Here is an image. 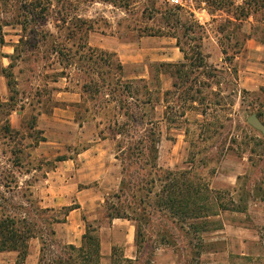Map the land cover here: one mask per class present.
Listing matches in <instances>:
<instances>
[{
  "label": "rangeland",
  "instance_id": "1",
  "mask_svg": "<svg viewBox=\"0 0 264 264\" xmlns=\"http://www.w3.org/2000/svg\"><path fill=\"white\" fill-rule=\"evenodd\" d=\"M231 1L223 0L220 5L219 0H130L128 7H120L103 0H71L68 5L53 0L46 20L32 21L27 31L18 22L25 19L19 16L20 7L29 2L0 1L5 4L0 19L8 24L3 28L4 41H0V104H4L0 106V191L14 205L12 212H18L15 207L19 205L30 211L54 208L56 212L45 216L56 213L64 218L63 207L80 206L69 213L66 222L52 225L56 236L31 240L26 264H39L43 254L49 259L59 255L62 245L80 246L87 223L98 229L101 264H110L114 246L122 247L127 257H135L138 229L142 261L150 260V264H264V244L259 240L249 245L251 255L242 256L236 245L227 262L209 260L208 253L226 249L215 239L222 235L216 233L219 229L213 230L216 224L196 234L188 223L182 225L159 206L164 184L172 182L167 177L174 178L169 172L177 173L179 182L206 185L208 205L215 203L212 192L218 191L225 202L234 199L239 204L241 197L249 207L257 201L252 191L264 190V134L248 122L255 114L264 124V88L244 85L246 75L237 59L248 37L264 40V11L234 25L228 22L234 10H228ZM175 6L181 10H172ZM166 10L174 14L167 21ZM190 25L192 32L186 29ZM87 28L91 31L85 35ZM87 41L116 53L110 58L111 68L98 59L79 61L77 56L75 64L65 68L55 43L75 52ZM197 47L202 56L196 54ZM118 59L124 64L125 80L133 82V89H141V100L148 90L149 104L137 107L134 99L110 91L118 75L112 64L115 67ZM99 65L102 71L110 70L103 76L112 84L105 93L96 95L90 90L83 102L80 95L81 105L67 101L63 92L80 93L89 79L101 82ZM63 71L68 79L61 76ZM86 108L99 111L98 120L105 122L100 128L98 121L83 122ZM58 109L75 112L76 122L83 127L68 122L69 112L60 116L64 121L50 123ZM124 113L134 116L125 129L134 134L135 143L140 140L131 162L125 154L130 137L113 135V120L124 124ZM6 120L13 137L6 136L2 128ZM149 128L161 133L156 161L144 140ZM103 141L107 143L97 147ZM93 148L90 155L80 157L85 149ZM63 156L68 160L58 173L61 161L57 159ZM82 161L88 164L82 166ZM51 171L56 173L48 182ZM50 185L52 190L47 191ZM46 195L49 205L43 202ZM111 210L131 219H112ZM252 214L259 221L264 216ZM233 216L225 211L208 221L221 222L223 227ZM241 218L234 220L246 225L253 222L245 215ZM258 233L264 239V226ZM16 258V252H4L0 264H16Z\"/></svg>",
  "mask_w": 264,
  "mask_h": 264
},
{
  "label": "trees",
  "instance_id": "2",
  "mask_svg": "<svg viewBox=\"0 0 264 264\" xmlns=\"http://www.w3.org/2000/svg\"><path fill=\"white\" fill-rule=\"evenodd\" d=\"M7 2V0H0ZM28 1V5L21 6L20 9L23 11L20 15L25 17L20 22H18L21 26L23 31H27L29 29V25H31L32 21L36 24H40L46 20V17L51 10L53 5V0H25ZM61 1V0H59ZM63 3L68 5L71 0H62ZM105 2L112 3L114 5H120V7H128L130 5V0H103ZM223 0H219L218 4H223ZM217 4V5H218ZM5 5V4H1ZM0 5V11L2 12ZM229 5L228 10L230 11V7H233L234 10L232 11L233 14L230 16L228 22H231L234 25H241L245 20H248L251 16L257 15L258 13L264 11V0H242L241 3H237L236 0H232ZM219 9H222V6H218ZM63 8V7H62ZM181 10L180 6H175L172 10ZM226 9V8H225ZM61 12V10H60ZM172 11L166 10L164 15L166 16V21L174 16L171 13ZM30 19V20H29ZM167 23V22H166ZM238 23V24H236ZM199 27L202 29L203 26L199 24ZM6 22L0 19V41L3 43V28L6 26ZM187 31L192 32L193 26L190 25L186 28ZM91 31V29L87 28L85 31V35ZM150 36H161L165 35L164 33H150L147 34ZM199 39L203 40V37ZM55 52L59 55V60L66 64L65 68L67 69L69 66H73L75 64L74 60L76 56L78 60H83L87 58L88 61H94L98 59L101 62V65H107L111 68L110 58L112 56H116V53L109 52L103 50L101 48L93 47L89 44V42H83L75 52H73L70 48L66 46H58V43H55ZM178 46L180 47L181 51L184 53V56L187 58V54L182 48L181 44L178 42ZM241 48H237V52L240 51ZM66 50V51H65ZM198 52L196 54L198 56H202L201 52L199 51L200 48L197 47ZM80 51H87L86 53L79 55ZM223 53H226L225 50ZM95 55H97L96 58ZM113 68L117 73V78L115 82V86L113 89H110L112 93L120 91L122 96H126V98H131L135 100L136 106L139 107L141 104H149L151 99L148 97L149 92H145L144 99H140L141 89L136 88L133 89L132 83L125 80L124 75V65L120 59L117 60L115 67L114 64ZM102 66L99 65L97 67V74L101 79V82H95L93 79H89L82 84L80 89V93L82 95V102H83V95L87 94V92L94 91L96 95L105 93V90L111 86V82L107 83L106 77H103L105 73H110L102 71ZM81 71H83L84 67H78ZM66 72H61L62 77H67ZM86 73V71H84ZM176 86V84H174ZM144 89L146 85L142 86ZM104 90V91H103ZM110 95H113V94ZM96 98V97H95ZM93 97V99H95ZM116 100L115 97H113ZM85 101V99H84ZM121 101V107L124 108V100ZM126 102V101H125ZM109 101H106L108 104ZM81 105V102L78 103ZM0 106H4L3 103ZM86 116L83 119L84 121L95 120L98 121V128L104 122V120L99 119V111H93L89 108L85 109ZM122 113V112H121ZM124 116L127 118V122L124 124H119L117 120H113L115 122L116 130L113 131V135L116 137L117 135H128L130 137L129 145L125 148L126 160L132 161L133 157L136 155V151L139 148L136 146L140 142L138 139V143H135V136L131 134V130H126L125 127L128 125V121L134 118L132 113H124ZM110 125L112 121L109 122ZM152 123V122H150ZM6 136L13 137V128L9 120H6L4 126L2 127ZM103 131L100 130L99 134L101 135ZM161 133L155 132L153 128L146 129L144 140L149 142L150 147L148 149L150 152L154 153L153 160L156 161L157 159V144L160 142ZM143 140V139H141ZM42 141H46L43 139ZM139 155H143L142 151H138ZM68 160L67 157H59L57 161H66ZM19 165V161L15 162V166ZM156 164H154V168H156ZM181 174V173H180ZM174 175V178L171 179L167 177V181H172L169 184H164L163 189L161 190V201H159V206L161 210L169 211L171 216L177 219L180 223L187 224L193 230V232L201 233L207 231V226L209 224H216L213 230L221 229L222 223L215 222V221H208L211 217L219 216L221 212L225 211H232V212H245L248 208V202H243L246 199H242L240 197V203L236 204L234 199L229 200V202H225L223 200V196L220 192H212L214 193V200L215 203L212 205H208L206 201L209 199L207 196V192L210 189L205 185H195L191 182H179L180 177L178 178L177 173L169 172L168 176ZM183 176V174H181ZM240 178V177H239ZM264 186V184H263ZM7 187V186H6ZM257 191V192H256ZM253 190L252 193L255 195L256 199H261L264 201V190L263 188L258 187L257 189ZM253 195V196H254ZM14 205L11 204L10 200L5 196V194L0 191V254L4 252H16V264H26L27 258L29 256V249L31 240L34 238L40 237L43 240V236H56L55 230L52 228L54 223H63L66 222V218L69 213L77 208H80L79 205L77 206H69L63 207L61 210L64 211V218H59L56 213L52 216L47 217L45 216L47 212L53 211L56 212L54 208H35L34 210H27L24 206L19 205L16 206L15 210L18 212H12L10 208ZM113 209V208H112ZM116 209V208H115ZM114 209V210H115ZM35 211V212H33ZM109 214V217L112 219L115 218H128L131 219L130 216L127 214H122L120 211ZM24 214H23V213ZM139 229L137 231V254L135 257H127L124 253V249L120 246H114L112 248L111 256H110V264H150V260L142 261V244L138 241L139 236ZM45 241V240H44ZM44 245L45 242H44ZM61 253L56 255L53 258H46L45 254H43L40 258L39 264H101L102 260V245L101 239L98 234V229L87 223L86 231L83 235L82 242L80 246H76L75 244H65L61 247Z\"/></svg>",
  "mask_w": 264,
  "mask_h": 264
},
{
  "label": "crops",
  "instance_id": "3",
  "mask_svg": "<svg viewBox=\"0 0 264 264\" xmlns=\"http://www.w3.org/2000/svg\"><path fill=\"white\" fill-rule=\"evenodd\" d=\"M237 59L241 63V69L246 75L245 78L249 80L246 81L245 79L244 85L249 89L264 88V40H258L254 37H248L244 42L240 55L237 57ZM63 93L68 95L66 98L67 101L73 102L75 104L80 103V93L73 91ZM67 112H69V110H56L54 114L50 116V123L58 124V121H64L62 118H60V116H65V113ZM75 114V112L67 113V117L70 118L68 122L72 123L75 126L78 125V127L82 128L83 125L81 126V124H78L76 122ZM42 115L45 116L46 114ZM85 124L86 123H84V125ZM44 143H47V141ZM105 143L107 142L103 141L102 144H99L97 147L101 148V145L104 146ZM94 149L96 148L85 149L82 153H80V157H87V155H90V151ZM63 162L67 163V160L60 162V167L57 168L58 173L64 165ZM87 164V161H82V166H86ZM55 173V171H51L50 173H48V182L53 179ZM46 189L47 191H51L52 186L50 185L49 187H46ZM47 198H49V196L46 195V198L43 202L46 205H49L47 203ZM258 210H260L261 212H259ZM252 213H263L264 215V201H262L261 199H257V201L252 206H249L245 212H232V215H234L233 217L236 219H242L241 217L245 215L246 220L250 219V221L252 220L253 222H251V224L246 225L245 223L239 220H234V218H230L228 221L224 222L223 227L216 231V233H221L222 235L216 237L215 239L222 241V243L226 245V249L224 251H212L208 253L209 260L218 263L220 261L218 260L219 258L227 262L230 259V255L234 252V250L232 249H235L236 245L239 249L242 250V256H248L251 255V252L249 251V245L254 243L256 240H259L261 244H264V239L258 233V230L260 231L261 228L264 226V216H262L261 221H259L260 219L258 218V216L254 218ZM259 224H261L262 226L260 227Z\"/></svg>",
  "mask_w": 264,
  "mask_h": 264
},
{
  "label": "water",
  "instance_id": "4",
  "mask_svg": "<svg viewBox=\"0 0 264 264\" xmlns=\"http://www.w3.org/2000/svg\"><path fill=\"white\" fill-rule=\"evenodd\" d=\"M248 122L257 130H259L260 132H262L264 134V124L260 121V119L255 115L252 114L249 118H248Z\"/></svg>",
  "mask_w": 264,
  "mask_h": 264
}]
</instances>
